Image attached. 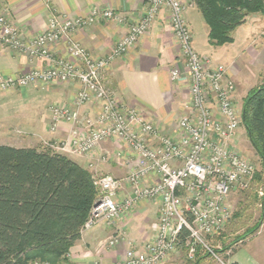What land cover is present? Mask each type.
<instances>
[{
    "label": "built area",
    "instance_id": "1",
    "mask_svg": "<svg viewBox=\"0 0 264 264\" xmlns=\"http://www.w3.org/2000/svg\"><path fill=\"white\" fill-rule=\"evenodd\" d=\"M162 10L168 12L181 55V66L170 71V80L186 82L189 90V109L176 124V137L163 134L137 109L124 105L101 78L116 59L135 48ZM186 10L180 0H147L137 22L127 26V33L109 54L93 57L72 41L71 33L97 21L127 25L115 11L93 8L88 16L75 19L51 13L44 31L25 39L0 9V47L46 63L15 78L0 77L1 93L35 85L75 84V107L91 100L100 107L94 120L69 108L49 107L50 132L63 122L74 125L69 142L56 143L50 151L90 159L102 143L114 141L119 147L124 144L134 158V166L123 179L92 176L99 204L92 207L81 234L95 226H113L141 202L158 206L151 239L140 249L129 247L118 264H162L181 247L189 259L199 249L213 255L208 242L231 220L230 194L248 191L257 175L256 165L239 148L242 111L234 102L235 84L223 66H213L193 48ZM62 41L67 43L70 60L56 59L50 53L49 48ZM127 186L131 196L117 199ZM258 195L264 196V190ZM123 238V233H116L106 245L113 248Z\"/></svg>",
    "mask_w": 264,
    "mask_h": 264
},
{
    "label": "crops",
    "instance_id": "2",
    "mask_svg": "<svg viewBox=\"0 0 264 264\" xmlns=\"http://www.w3.org/2000/svg\"><path fill=\"white\" fill-rule=\"evenodd\" d=\"M180 1L187 8L185 16L192 32L193 48L201 57L209 59L213 66L220 65L227 69V76L236 87L239 85L237 80L243 78V71H248L252 76L256 73L255 79L264 76L263 16H248L245 24L233 33L232 44L214 48L209 43L208 27L200 12L191 0ZM146 3L147 0H0V9L25 39L41 34L47 27L51 13L75 19L88 16L93 8L113 10L126 19L127 25L115 21H97L71 33L72 41L91 56L104 57L127 33V26L137 22ZM49 50L56 59L70 60L65 41L51 46ZM180 63V50L170 27L168 12L162 10L150 31L139 39L135 48L116 59L101 78L109 93L127 107L137 109L145 120L154 124L163 134L171 136L176 133L179 118L189 109L188 85L184 81L172 82L169 75ZM45 65L43 60L28 59L0 47V77L15 78ZM77 91V85L65 84L35 85L12 92H0V145L45 150L43 143L69 142L68 133L74 125L63 122L55 132H50L49 107L69 108L80 117L93 120L100 113L98 103L92 100L75 107ZM234 96L236 101V93ZM14 130L23 138L11 135ZM118 146L114 141H106L90 159L67 154L64 156L92 176L111 175L123 179L134 166V158L124 146H121V156H117ZM129 190L125 187L117 199L122 200L124 194L130 193ZM157 215L156 204L141 202L129 218L110 227L91 228L74 244L64 264H118L129 247L140 249L151 239ZM116 233H123V241L109 248L106 242ZM185 252L181 247L162 264L188 263ZM239 252L233 263L262 264L255 255L239 257ZM195 256L200 258L196 264L209 260L202 250L197 251Z\"/></svg>",
    "mask_w": 264,
    "mask_h": 264
},
{
    "label": "trees",
    "instance_id": "3",
    "mask_svg": "<svg viewBox=\"0 0 264 264\" xmlns=\"http://www.w3.org/2000/svg\"><path fill=\"white\" fill-rule=\"evenodd\" d=\"M191 2L202 15L214 48L232 44L233 33L249 15L264 17V0ZM242 125L260 160L264 183V81L244 99ZM97 198L92 175L68 157L0 145V264L67 256L81 239ZM259 228L257 223L243 238Z\"/></svg>",
    "mask_w": 264,
    "mask_h": 264
},
{
    "label": "rangeland",
    "instance_id": "4",
    "mask_svg": "<svg viewBox=\"0 0 264 264\" xmlns=\"http://www.w3.org/2000/svg\"><path fill=\"white\" fill-rule=\"evenodd\" d=\"M255 75L256 73L252 76L248 71H243V78L237 80L239 85L237 87L235 86V93L237 98L234 102L241 111L244 99L247 97L249 92L252 89L261 86L264 81V76H260V79L259 76H257V79H255ZM238 134L239 148L243 152V155L256 165L257 174L260 173V180H258L256 176L248 191L230 194L229 202L232 206L231 220L228 224L225 225L223 230L218 235L209 239L208 244L213 250V255L209 256L207 254V256H209V260L201 264H232L234 259H237L236 255L241 248L242 250L239 252V257H242L243 255H255L256 258H258V260L262 264H264V228L261 229L262 225H264V196L260 197L258 195V192L261 189L264 190L263 177L261 175L262 168L257 154L248 141L243 125H241V127L239 128ZM11 135H15L18 138H23V135L17 133L15 130L12 131ZM174 136L176 137V133L174 135H171V137ZM55 144L56 143H53L47 146V143H43L42 146L45 147V150L50 151L51 146ZM121 146H124L127 149L124 144L120 145V147L118 146L117 149L122 150ZM128 188L130 189V187ZM120 192L121 191H119V193ZM129 192L131 193L132 191L129 190ZM130 193L124 194L123 199L127 198ZM132 213L133 211L128 212V214L122 219L129 218L128 216ZM257 223H260L259 230L254 234H250L246 238H243L246 233L251 230ZM86 232H83V234H85ZM182 249L186 250L184 247H182ZM184 254H187L186 257L188 259V263L186 264H196V262H198V259H200H197L196 256H194L193 259H189L187 251ZM68 259L69 254L59 260L37 257L36 259L27 260L25 264H64L68 261Z\"/></svg>",
    "mask_w": 264,
    "mask_h": 264
},
{
    "label": "water",
    "instance_id": "5",
    "mask_svg": "<svg viewBox=\"0 0 264 264\" xmlns=\"http://www.w3.org/2000/svg\"><path fill=\"white\" fill-rule=\"evenodd\" d=\"M98 204H99L98 202H97V203H95V206H98Z\"/></svg>",
    "mask_w": 264,
    "mask_h": 264
}]
</instances>
